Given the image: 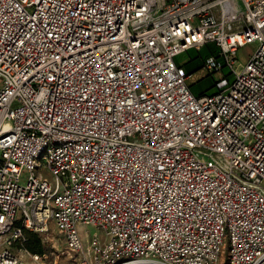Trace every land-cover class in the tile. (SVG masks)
Instances as JSON below:
<instances>
[{
    "label": "built area",
    "instance_id": "1",
    "mask_svg": "<svg viewBox=\"0 0 264 264\" xmlns=\"http://www.w3.org/2000/svg\"><path fill=\"white\" fill-rule=\"evenodd\" d=\"M53 223L78 264H264V0H0V264Z\"/></svg>",
    "mask_w": 264,
    "mask_h": 264
},
{
    "label": "rangeland",
    "instance_id": "2",
    "mask_svg": "<svg viewBox=\"0 0 264 264\" xmlns=\"http://www.w3.org/2000/svg\"><path fill=\"white\" fill-rule=\"evenodd\" d=\"M257 47V43H247L239 51V60H246L248 55ZM213 52H217V47L214 43H207L201 48H192L177 56V61L183 64L187 71L191 72L190 82L193 90L197 93L209 88L214 76L218 79L219 73L210 75L202 68L203 58L210 56ZM84 241L87 244L91 236L98 231L94 226H83L80 228ZM42 236V235H41ZM44 241L50 242V247L44 252L47 254L45 260L56 264H78V256L75 252H71L64 241L63 235L59 232L56 226L52 225L49 235L43 237ZM15 255L22 260L23 264H32L29 254L22 249L19 243H16L13 248Z\"/></svg>",
    "mask_w": 264,
    "mask_h": 264
},
{
    "label": "trees",
    "instance_id": "3",
    "mask_svg": "<svg viewBox=\"0 0 264 264\" xmlns=\"http://www.w3.org/2000/svg\"><path fill=\"white\" fill-rule=\"evenodd\" d=\"M213 53H216V52H213ZM189 73H191V72H189ZM213 85H214V81H213L212 85L209 88H207L206 90L212 88ZM206 90H204V91H206ZM204 91H202V92H204ZM25 235H26L27 239L24 242L23 246L33 253L43 254L50 247V242L44 241L42 236L35 231L25 229Z\"/></svg>",
    "mask_w": 264,
    "mask_h": 264
},
{
    "label": "crops",
    "instance_id": "4",
    "mask_svg": "<svg viewBox=\"0 0 264 264\" xmlns=\"http://www.w3.org/2000/svg\"><path fill=\"white\" fill-rule=\"evenodd\" d=\"M191 86H192V83L190 82ZM192 89H193V86H192ZM211 89V88H210ZM206 90V89H205ZM204 91V90H203ZM202 92V91H201ZM197 93V92H196ZM200 93V92H199Z\"/></svg>",
    "mask_w": 264,
    "mask_h": 264
}]
</instances>
